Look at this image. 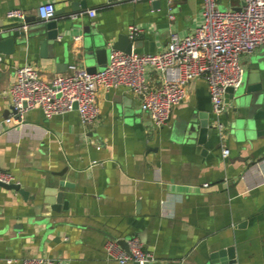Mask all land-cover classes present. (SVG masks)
I'll use <instances>...</instances> for the list:
<instances>
[{"label":"crops","instance_id":"1","mask_svg":"<svg viewBox=\"0 0 264 264\" xmlns=\"http://www.w3.org/2000/svg\"><path fill=\"white\" fill-rule=\"evenodd\" d=\"M47 2L66 15L78 3L68 29L54 43L33 35L16 44L14 54L0 53V168L29 193L24 198L0 185V264L29 257L52 264H120L105 244L133 237L153 254L150 264H213L212 253L229 247L236 264H264V135H256L258 128L244 139L227 93L220 120L229 157L221 156L217 129L203 144L190 137L193 113L206 112L214 123L203 78L190 83L187 98L172 108L162 129L151 127L139 98L123 87L98 91L100 115L87 126L77 111L47 119L40 109L27 111L18 123L5 122L12 106L2 93L17 67L31 64L44 79L66 73L71 64L87 68V31L111 47L119 35L128 36L130 25L144 29L134 40L137 53L158 52L172 33L194 30L203 0H180L171 11L166 0H0V26L15 24L6 17L15 8L34 22L38 6ZM218 3L229 10L242 0ZM172 11L176 18L170 22ZM263 50L244 55L243 65L264 61ZM149 79L154 86L162 82L155 72ZM62 182L69 208L50 212L43 204L46 191Z\"/></svg>","mask_w":264,"mask_h":264},{"label":"built area","instance_id":"2","mask_svg":"<svg viewBox=\"0 0 264 264\" xmlns=\"http://www.w3.org/2000/svg\"><path fill=\"white\" fill-rule=\"evenodd\" d=\"M134 2L142 0H131ZM158 1V0H149ZM171 11L175 2L166 0ZM53 3L38 6L41 20L55 15ZM91 17L96 11H89ZM7 19L25 21L26 12L11 9ZM169 13V21L175 20ZM144 29L139 25L128 27V37L134 41ZM264 49V0H242L237 9L222 10L218 0H203L200 23L190 33H172L164 49L155 53L130 54L112 50L105 68L95 73L78 64H71L68 71L51 79H44L31 64L17 67L9 89L2 93L11 99L12 111L6 123L20 122L27 111L40 109L47 119L77 111L84 126L95 122L100 115L97 93L100 89L123 87L139 98L143 111L148 115L152 128H164L171 118L172 108L184 102L192 81L203 78L208 87L214 117V126L221 141V156L228 158L230 149L223 144L226 126L220 120L226 112L227 89H237L245 76L242 63L244 55ZM3 60L0 54V62ZM161 76L159 86L152 85L149 75ZM0 182L14 183V176L0 168ZM128 250L119 239H108L105 250L109 257L120 264H145L154 256L145 251L143 243L133 237L127 240ZM9 263L11 260L8 261ZM21 264H52L45 257L23 258Z\"/></svg>","mask_w":264,"mask_h":264},{"label":"water","instance_id":"3","mask_svg":"<svg viewBox=\"0 0 264 264\" xmlns=\"http://www.w3.org/2000/svg\"><path fill=\"white\" fill-rule=\"evenodd\" d=\"M155 4V3H154ZM80 6L84 2L79 3ZM72 12L64 14L62 11H55L54 17L45 21L39 17L34 22L29 20L15 22L10 26H0V53L14 54L16 44L26 42L28 36H45L44 44L54 43L61 32L68 29L70 20L75 17V11L79 8L78 3H72ZM92 31V30H91ZM93 32V31H92ZM87 31L85 42L84 58L87 62V70L95 73L98 69H103L107 65L109 53L112 50H119L125 53L136 52L137 42L132 41L126 35H119L111 47L105 39L97 37ZM264 64L261 59H254L246 68L244 79L237 89L229 87L227 93L236 103L235 112L237 113V127L246 130L245 140L251 138L254 130L256 135H264ZM12 108V107H11ZM263 127V128H262ZM187 128L190 137L195 138L196 142L203 144L208 135L216 127L211 123L209 115L204 113L192 114L187 121ZM0 185L9 190L19 192L24 198L29 197L28 191L23 189L17 183L6 184L0 182ZM44 206H47L50 212H60L69 208V201L65 199V183H60L59 188L52 187L46 191L43 199ZM120 245L128 250L127 240H119ZM213 264H236L234 248L220 249L214 251L211 255ZM133 264H139L134 262ZM145 264H150L147 262Z\"/></svg>","mask_w":264,"mask_h":264},{"label":"rangeland","instance_id":"4","mask_svg":"<svg viewBox=\"0 0 264 264\" xmlns=\"http://www.w3.org/2000/svg\"><path fill=\"white\" fill-rule=\"evenodd\" d=\"M264 51V50H263ZM263 54V53H262ZM263 56H264V54H263ZM256 59H258V58H256ZM261 59V58H260ZM261 61H262V59H261ZM262 63L264 64V61H262Z\"/></svg>","mask_w":264,"mask_h":264}]
</instances>
